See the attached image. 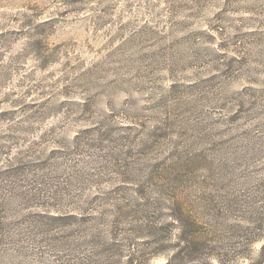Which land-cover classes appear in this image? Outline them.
Segmentation results:
<instances>
[{"label": "rangeland", "instance_id": "obj_1", "mask_svg": "<svg viewBox=\"0 0 264 264\" xmlns=\"http://www.w3.org/2000/svg\"><path fill=\"white\" fill-rule=\"evenodd\" d=\"M263 243L264 0H0V264Z\"/></svg>", "mask_w": 264, "mask_h": 264}, {"label": "trees", "instance_id": "obj_2", "mask_svg": "<svg viewBox=\"0 0 264 264\" xmlns=\"http://www.w3.org/2000/svg\"><path fill=\"white\" fill-rule=\"evenodd\" d=\"M262 251L264 252V243H263V245H262ZM167 263H169V262H167Z\"/></svg>", "mask_w": 264, "mask_h": 264}]
</instances>
